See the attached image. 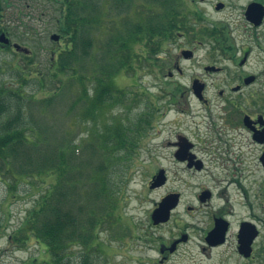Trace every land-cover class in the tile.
Listing matches in <instances>:
<instances>
[{
    "label": "rangeland",
    "instance_id": "374dc122",
    "mask_svg": "<svg viewBox=\"0 0 264 264\" xmlns=\"http://www.w3.org/2000/svg\"><path fill=\"white\" fill-rule=\"evenodd\" d=\"M51 1L3 0L0 25L13 34L11 43L29 52L0 47V86L22 95L20 111L27 128L26 137L34 141L38 136L43 140L38 142L37 153L32 152L31 157L37 162L32 161L33 165L45 162L44 155L51 148L64 151L65 142L75 151L74 179L82 183L76 206L85 208L84 213L89 207L97 213L95 245H99L100 250L71 242L63 264L157 263L156 252L147 248L156 246L155 238L165 237L166 229L173 231L174 228L151 227L149 215L161 198L176 192L180 194V201L169 224L192 225L186 231L193 238L181 245L164 264H244L234 254L232 244L241 221L251 222L258 228L259 236L253 245L254 264L264 263L261 262L264 257V171L258 160L262 147L251 140L241 125L236 131L226 128L230 127L223 121L227 111L237 110L218 96L219 91L237 85L239 75L255 76L254 84L246 87L236 104L244 112L261 115L264 108V22L252 31L243 13L247 3L258 1L264 5V0H177L183 3L185 12H198L204 21L202 24H216L222 31L218 37L225 43L223 48L232 47V50L222 51L217 45L218 49L212 50L211 41L207 42L205 36L197 39L192 32L187 33L186 41L189 38L193 42L189 49L194 48V57L191 61H179L182 73L173 69L172 77L168 75L169 59L175 54L176 37L182 44L181 32L163 49L165 53L157 56L163 62L158 60L156 65L141 57L143 44L131 40L130 58L124 67L109 75L107 62L100 59L101 47L110 36L108 29L112 32V28L118 27V21L122 22V18L116 20L115 14L122 13H115L113 5H108L109 0H82L78 16L92 20L89 29L93 45L87 63L79 69L82 70L78 72L82 76L80 84L62 83L60 78L65 74L54 78L49 73V61L55 57V52H49L55 46L59 52L66 44L64 38L54 43L49 40L51 33L61 34L57 29L61 14L58 16L59 11ZM132 2L137 8L145 6L144 0ZM217 2L226 7L216 11ZM101 6L104 14L97 13ZM136 11L128 13L133 20L142 18L137 17ZM244 48L250 49V54L242 66H233L234 61H227L230 56L238 59ZM130 63L137 70L134 75L126 70ZM165 63L168 66L164 69L158 67ZM202 64L229 67L225 73L204 78L208 85L206 104L198 103L189 93L191 79L200 75L197 67ZM227 97L235 96L228 94ZM12 108L16 115L14 104ZM147 122L154 128H147ZM143 126L147 129L140 133ZM178 136L194 144V153L204 164L201 171H190L174 158L173 143L178 141ZM20 155L14 158L13 166H3L0 171V264H55L45 244L34 237L36 232L21 230L19 226L56 178L43 171L34 172L35 176L27 169L18 171L19 166H26L25 156L22 152ZM97 169L104 172L96 173ZM159 169L164 170L166 183L150 189L151 176ZM96 186L101 189L96 192L97 197ZM203 190L209 191L211 197L200 202L198 196ZM187 208L191 210L185 212ZM224 209L229 211L227 216L220 212ZM213 216H222L231 223L229 238L226 247L205 259L195 247L200 244L197 237L210 225ZM196 234L199 236L195 237ZM177 236H169L168 243Z\"/></svg>",
    "mask_w": 264,
    "mask_h": 264
},
{
    "label": "trees",
    "instance_id": "16d2710c",
    "mask_svg": "<svg viewBox=\"0 0 264 264\" xmlns=\"http://www.w3.org/2000/svg\"><path fill=\"white\" fill-rule=\"evenodd\" d=\"M51 2L52 6L56 5L55 8L59 11L58 16L61 14L58 17L57 29L64 36L62 37L60 34V38H64L66 44L63 49L58 50L59 52H57L56 46L49 52H55V57L49 61L51 66V72L49 73L54 78L65 74L64 78H60L62 83L75 81V83L80 84L82 76L78 72L81 73L82 70L79 69L87 63V57L93 45L92 32L89 29L92 28V20L89 17L78 16L81 9L78 5L82 4V0H62L61 2L57 0L55 4H53V0ZM144 4L145 6L139 5L140 8H137L138 5L135 7L132 0H109V7L113 5L112 10L115 13H122L115 14L116 20L122 18V22L121 20L118 21V27L112 28V32L108 29L110 36L102 43L100 59L107 62V74L110 75L117 72L119 68L124 67L126 61L130 58V41L134 39L143 44L141 57L144 58L145 56L152 65H156L158 54L170 44V41L178 32L184 34L192 32L193 35L199 37L203 35L207 41L208 39L211 41L213 48L218 49L217 45L223 50L225 43H221L222 40L218 37V34L222 32L218 26L216 24L212 26L202 24L204 21L201 15L196 11L185 12V7L180 1L144 0ZM2 5L3 0H0V20ZM101 7L97 10L98 14H104L105 12L103 6ZM129 11H136L137 17L142 18L133 20V17L130 18L131 16L128 15ZM125 12L127 14L124 15ZM116 20L112 23L115 24ZM2 29L0 25V32ZM196 30H199V33H195ZM128 49L129 51H127ZM141 57L138 61H141ZM110 58H113L114 61H110ZM165 64V66L158 67L164 69L168 66V63ZM126 70L131 71L133 75L137 72L131 63ZM10 99L17 108L16 115ZM22 103V95L0 86V171L3 166H13L14 158H20L22 156L20 152H22L25 156L24 163L26 166H17L18 171L27 169L26 171H29L32 175L34 172L43 171L47 176L54 175L56 182L54 183V180L49 184L46 193L40 195L39 199L36 200L19 227L22 228L21 230L26 228L30 229L32 233L36 232L34 237L45 244V250L51 253L55 264H63L68 244L71 242H78L85 248L100 250L99 245H95L97 242L95 235V226L98 222L97 213L91 207L84 213L85 208L76 206L82 183L78 182L81 180L74 179V173L76 172L73 165L74 149L68 147L64 142V151L60 152L55 148H51L44 155L45 162L34 166L32 161L36 164L37 162L35 157H31L32 152L37 153L38 142L43 140L38 136L34 137V141H32V137H26L25 131L27 128L24 127L23 115L20 111ZM260 113L264 116V108ZM145 125L148 128L149 122ZM146 127L143 126L140 133H143L147 129ZM114 133L115 130L110 134L113 135ZM117 138L119 145H121L120 136L117 135ZM102 144L100 143L101 148ZM109 146L111 149L114 147L113 140H111ZM91 149L93 150L94 147L91 146ZM132 151L134 152V150ZM26 155H29L30 158ZM95 172L102 174L104 171L97 169ZM100 191L101 189L96 186L95 197L99 195L96 192ZM104 220L106 222V217ZM88 244H91V246L86 247ZM262 261L264 262V257L261 259Z\"/></svg>",
    "mask_w": 264,
    "mask_h": 264
},
{
    "label": "flooded vegetation",
    "instance_id": "af4514ba",
    "mask_svg": "<svg viewBox=\"0 0 264 264\" xmlns=\"http://www.w3.org/2000/svg\"><path fill=\"white\" fill-rule=\"evenodd\" d=\"M247 5H248V3H247ZM224 7H226V4L224 5ZM245 22L250 26L252 31L255 30L254 26L249 24L246 20H245ZM2 32L9 38V32H7L5 29L4 30L2 29ZM179 38L182 40V44L181 45L179 44V42L177 41V37H176V40L173 42V45L175 47V54L172 55L171 59H169L171 61V63H169L170 64V70L168 71L169 72L168 75L171 77H172L171 72L173 69L176 70L180 74L182 73L181 69L178 66L179 61H191L192 58L194 57V52H195L194 48L192 50L189 49V47H192L190 45L193 44V42L189 38L186 41V37H185L184 33L182 35L179 34ZM170 44H171V41H170ZM231 48L232 47H229V48L225 47V48H223V51L225 49H227V51H231L232 50ZM240 54H241V56L238 59H234L233 56L227 57V61L228 62L234 61L233 66H235V64L239 67L242 66L243 63H241V61L242 60L244 61V59L246 61V58L250 54V49L244 48L241 50ZM160 62H163V59L160 60ZM197 68H198V70H201V72H200V75H196V76L192 77L191 83H190L191 89H190L189 93H190L191 97H193L198 103L206 104L207 99H206L205 93L208 89V85L203 81L204 78H206L207 76H218L221 73H225L229 67L227 65H223L222 67H217L214 65L202 64V65L198 66ZM247 78H248V75H246V74L243 76L239 75L236 78V81L238 83L237 85L229 87V89L227 91H219L218 92V96L220 98H222L224 103L230 104L231 107H234L237 110L235 112L227 111L226 118H223V121H225L226 124H228L230 126V127L226 126V128H229V130H232V131H236L240 125L242 127V120H243L244 116H248L250 118V120H251L250 125L252 126V129H254V128L259 129V126L257 124L254 125V120L256 118V116H254V113L244 112L241 108L237 107V104H236L237 100L242 99L243 92L246 89V87H248V85H250V84H252V85L254 84V81L252 83L245 84V81ZM193 82H195L197 87H199V90L197 91L198 96L196 95V92H195V97L192 94L194 91ZM228 94H232L235 97H233V99H229L227 97ZM242 128H244V127H242ZM244 129H245L246 133L248 134V136L252 140L253 130L252 129L250 130V128H247V129L244 128ZM182 142H184V140H182L181 143ZM176 144H177V141L175 142V145ZM175 148L177 149L178 146L176 145ZM194 148L195 147L193 144L192 148L190 149V151L192 153H194ZM262 149H263V147H262ZM189 169H191L190 171L194 170V168H189ZM202 169H203V164H200L199 171ZM195 171H196V169H195ZM210 197H211V194L209 193V196L207 198H205L203 200L199 199V201L204 202V200H208ZM176 209L177 208H175L174 210H176ZM190 210H191V208H187L184 211L189 212ZM225 211H226L225 209L220 211L222 213V216L223 215L227 216L229 211H227V212H225ZM229 215H231V214H229ZM173 216L174 215L171 213L168 221L165 223H159L156 225L151 224L150 225L153 228H164V227H168V226H170V228H171V226L174 228L173 231H170V229L169 230L166 229L165 232L167 235L165 237L157 236L155 238L158 241L156 246H148V248H147L148 251L156 252V254L159 257V260L156 261L157 263L154 262L155 264H164L166 261L169 260V258L171 256H173L174 254L177 253L178 248L181 245L187 244L188 241L190 240V238H193L191 233L188 230L186 231V228L188 226H192V225L188 224L186 226H184V225L182 226L179 223L178 224L177 223L169 224V222L173 219ZM222 216H220L219 218H217L216 216H213L210 225L204 231H202V233L199 234L200 237H197V236H199L197 234L195 235V237L199 238V243H200L199 246L195 247L196 252L200 256H203L205 259H209L211 255L213 257L212 253H214V251H216L222 247H226V245L228 243L231 223L228 222L225 218H222ZM217 223H220L221 224L220 226H222L223 224L226 225L228 223L226 233H225L224 238L222 239L221 242H219L220 238L212 239L209 236V233L212 232L217 227V225H216ZM240 223L238 225L236 232L233 234L234 242L232 244H233L234 254L237 255L244 264H249V263L254 264V248H253L254 240H252V242H251V254L248 258H244L238 253V234H239V229L241 226ZM194 233L195 232H192V234H194ZM176 234L178 235L177 239H173L170 243H168L167 238L169 236L176 235ZM149 240L150 239H148V241Z\"/></svg>",
    "mask_w": 264,
    "mask_h": 264
},
{
    "label": "water",
    "instance_id": "95a60500",
    "mask_svg": "<svg viewBox=\"0 0 264 264\" xmlns=\"http://www.w3.org/2000/svg\"><path fill=\"white\" fill-rule=\"evenodd\" d=\"M221 8V5H218L216 9ZM246 19L252 23L255 27L260 26L263 18H264V7L260 3H252L250 4L246 9ZM0 43H8V40L4 38V35H0ZM253 80L252 77L246 79V83H250ZM248 118L246 117L244 119V123L247 125ZM257 123L260 126H263L262 130L256 131L254 130V141L264 144V121L261 116L257 118ZM180 156V155H179ZM259 161L264 169V151L262 152ZM164 178H163V172L160 171L157 175V179L155 180L152 187L158 186L163 184ZM177 203V195H171L166 197L162 202L159 204V207L153 212L152 214V220L154 224H157L159 222H164L168 219L169 210L174 208ZM217 227L209 233L210 238H220L219 242L222 241L223 235L227 230V225L223 224L220 226V223L216 224ZM258 235V231L255 226L251 225L250 223H243L240 229L239 234V251L240 253L247 256L249 254V246L256 236Z\"/></svg>",
    "mask_w": 264,
    "mask_h": 264
}]
</instances>
